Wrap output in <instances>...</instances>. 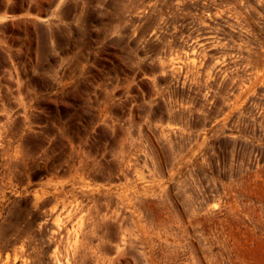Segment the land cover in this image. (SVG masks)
I'll return each mask as SVG.
<instances>
[{"label":"rangeland","instance_id":"374dc122","mask_svg":"<svg viewBox=\"0 0 264 264\" xmlns=\"http://www.w3.org/2000/svg\"><path fill=\"white\" fill-rule=\"evenodd\" d=\"M0 264H264V0H0Z\"/></svg>","mask_w":264,"mask_h":264},{"label":"trees","instance_id":"16d2710c","mask_svg":"<svg viewBox=\"0 0 264 264\" xmlns=\"http://www.w3.org/2000/svg\"><path fill=\"white\" fill-rule=\"evenodd\" d=\"M16 22H18L17 20L16 21H14V23H16ZM8 23L10 24V23H13L12 21H8Z\"/></svg>","mask_w":264,"mask_h":264}]
</instances>
